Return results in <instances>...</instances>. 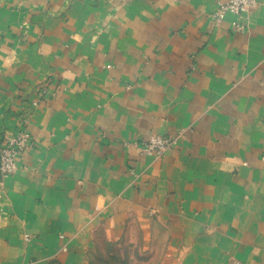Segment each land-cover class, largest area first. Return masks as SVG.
Instances as JSON below:
<instances>
[{
    "label": "crops",
    "instance_id": "1",
    "mask_svg": "<svg viewBox=\"0 0 264 264\" xmlns=\"http://www.w3.org/2000/svg\"><path fill=\"white\" fill-rule=\"evenodd\" d=\"M223 1L0 0V264H264V0Z\"/></svg>",
    "mask_w": 264,
    "mask_h": 264
},
{
    "label": "built area",
    "instance_id": "2",
    "mask_svg": "<svg viewBox=\"0 0 264 264\" xmlns=\"http://www.w3.org/2000/svg\"><path fill=\"white\" fill-rule=\"evenodd\" d=\"M255 2L256 0H224L218 4L216 16L220 18L225 12L241 15ZM25 121L24 114L18 121V128L7 135L4 144L0 146V174L2 176L13 173L18 157L25 149L33 145V139L25 128ZM172 143L173 141L169 137L153 135L142 141L141 148L145 153H153L159 156L170 149ZM228 264H240V262L232 260Z\"/></svg>",
    "mask_w": 264,
    "mask_h": 264
},
{
    "label": "rangeland",
    "instance_id": "3",
    "mask_svg": "<svg viewBox=\"0 0 264 264\" xmlns=\"http://www.w3.org/2000/svg\"><path fill=\"white\" fill-rule=\"evenodd\" d=\"M137 240V238H135ZM117 251L108 252V247L103 242L98 243V249L90 254L88 264H156L159 257L158 251H144L136 242L118 246Z\"/></svg>",
    "mask_w": 264,
    "mask_h": 264
},
{
    "label": "trees",
    "instance_id": "4",
    "mask_svg": "<svg viewBox=\"0 0 264 264\" xmlns=\"http://www.w3.org/2000/svg\"><path fill=\"white\" fill-rule=\"evenodd\" d=\"M90 264H93L92 262H90Z\"/></svg>",
    "mask_w": 264,
    "mask_h": 264
}]
</instances>
